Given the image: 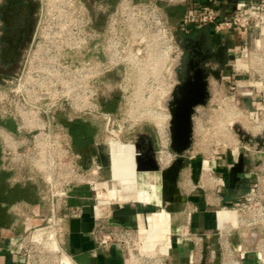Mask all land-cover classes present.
I'll return each mask as SVG.
<instances>
[{
	"label": "rangeland",
	"instance_id": "rangeland-1",
	"mask_svg": "<svg viewBox=\"0 0 264 264\" xmlns=\"http://www.w3.org/2000/svg\"><path fill=\"white\" fill-rule=\"evenodd\" d=\"M63 5L62 16L57 11L49 13L43 11L39 19L43 26L50 24L54 27V32H57L51 39L58 41L61 49L57 55L52 54L53 62L59 64L60 70L63 71V79L67 82L75 80L74 76H78L75 71L82 68L81 64L89 63L87 56L90 53L91 67L100 68L102 74L96 78L95 84L97 101L95 134L90 132L88 122L83 123L80 120L67 122L68 126H73L78 132L81 131L78 128H83L84 133L79 134L85 136L77 137L71 131L73 140L70 143L65 142L62 148H67V144H71L80 153V165L84 170L95 163L99 170L96 182L98 185L102 182V188L111 201L106 213L120 206H141L168 211L169 208L164 204L160 207L156 199L151 205L126 204L120 201L124 192L132 194L134 190L129 191L126 185L121 186L117 182L122 179L120 177L122 167L118 159L110 162L109 146L114 148V153L120 158L121 155L116 151L118 147L151 143L158 161L160 149L157 126L148 117L142 118V115L149 110L169 113L168 103L173 87L178 83L176 67L179 63L178 44L181 38L179 33L173 30L175 39L170 43L166 32L170 33L181 19L182 6L170 0H63ZM158 18L161 19V24L157 23ZM57 23L62 25V29L56 27ZM95 31L103 36L92 40ZM78 37L82 40L80 51L74 46L75 42L79 43ZM233 38L239 45L240 38L237 35ZM255 38L256 36H252V39ZM108 41L112 44L109 55L112 62L109 68L105 67L109 56L104 50ZM248 48L250 55L247 62L250 74L245 80L262 82L264 86V50L258 51L252 43ZM90 51L95 52L94 55ZM237 57L234 54L229 57L224 81L221 79L218 83L219 81L210 79L211 97L208 104L197 108L194 116V143L185 153V164L178 181L181 197L187 201L181 203L183 206L175 205L183 208L188 202L190 207L195 208L194 202L203 203L208 218L212 220L210 238L208 242H203V249H215L218 261H221L227 246L232 249L235 246H243L256 257L264 250V126L259 132H253L233 114L236 111L243 112L251 125L263 123L264 89H255L251 91L252 95L249 91L247 96L243 95L242 88H235L232 65H235ZM94 61L96 62L93 63ZM97 63H100V66ZM228 77L231 78L227 79ZM88 113L86 110L87 118ZM60 114L57 117H61ZM4 116L7 118H3ZM0 117L1 125L15 130L14 122L10 120L11 116L1 112ZM169 127L170 123L166 121L165 129L170 136ZM226 134L238 140L236 150H233L225 140ZM4 149L0 142V164ZM169 149L173 153L172 149ZM139 153L144 152L139 149ZM239 154L245 160V183L257 184L261 194L253 197L249 194L250 187L241 192L239 197L244 204L242 210L235 206L236 202L223 204L217 201L220 191L222 193L230 191L229 166ZM259 154H262V157H258ZM204 174L213 176L216 183L204 186L202 183ZM36 175L33 176L34 179L40 177ZM1 176L0 181L3 180ZM89 180L91 179L87 176L85 181ZM186 180L192 183L190 190L185 187ZM137 183L140 186L136 190L141 194L144 188L141 182ZM96 196L95 192L92 193V206L97 205L99 217L101 206L98 207ZM245 196L250 201H247ZM234 209L239 210L241 216L239 225L222 231L219 229L220 218L225 211L232 213ZM255 219L256 222L253 221ZM239 233L243 235L246 233L248 236L239 241ZM46 260L47 264H56L53 257ZM36 261L40 264L39 258L36 257Z\"/></svg>",
	"mask_w": 264,
	"mask_h": 264
},
{
	"label": "built area",
	"instance_id": "built-area-1",
	"mask_svg": "<svg viewBox=\"0 0 264 264\" xmlns=\"http://www.w3.org/2000/svg\"><path fill=\"white\" fill-rule=\"evenodd\" d=\"M223 1L170 0V2L180 4L185 10L177 25L170 30V33L166 32L169 36L168 42L172 43L175 39L173 30L179 33L181 40L178 44L180 52L178 58L180 60L183 52L182 42L187 37L209 30L215 36L235 37L237 35L241 40L240 44L230 52V54L238 56L235 65H232V79L235 88H242L244 91L243 95H252L253 92L251 91L260 88L264 89L262 82L245 80L250 74L247 62L248 55H250L248 54L249 44L252 43L258 51L264 50V0L239 1L231 12H226L223 7ZM63 6V0H45L44 4L46 13L57 11L61 16ZM157 21L158 24L162 23L160 18ZM56 27L62 29V25L58 24ZM53 28V26L47 24L43 28L44 33H42L43 39L46 41L50 61H53L51 58L52 54L57 55L61 49L58 41L51 39L54 34H57ZM102 36L95 31L91 38L95 40ZM252 36H256V38L252 39ZM165 38L167 37L165 36ZM77 40H79V43L75 42L74 46L80 51V41L82 40L81 38ZM104 50L108 56L111 54V41L107 42ZM90 52L92 55L95 53L93 51ZM89 54L87 56L89 63L81 64L82 68L75 71L78 74V76H74L75 80L67 82L64 81L63 75H61L63 71L60 70L59 64L54 62L59 71L58 75L54 76V79L60 82L59 84L63 88H59V91L56 89L54 91L50 90L47 104H44L40 99L18 102V96L16 99L9 92H0V114L3 112V114L11 116L10 120L14 122L13 125L15 127V130H13L12 127L6 128V126L0 124V142L2 149L5 147L2 150L0 171L11 174V181L13 182L32 184L40 198V207L34 208L28 215H24L26 228L21 238L23 245L21 254L24 257L25 264L39 263L36 261V257L40 259V264H47L45 261L49 257L55 258L56 264H78L75 256L68 253L63 246L67 228V215L71 219H80L82 216V211L79 207H70L71 190L78 187H89L90 191L96 194L93 183L96 182L97 171L99 170L95 163L94 167L92 166L94 169L89 167L84 170L80 165V153L71 144L66 143L67 148L63 149L62 147L65 142L70 143L73 140L67 128V122L80 120L83 123L95 122L96 124L95 111L97 101L95 84L96 78L102 74V71L93 65L91 67ZM252 55L253 53H251V58ZM111 62L109 56L105 67L109 68ZM240 62L248 67V73L239 67ZM97 65L100 66V63H97ZM258 72L261 73L260 71ZM229 78L231 77L227 79ZM65 83L66 85H64ZM174 88L175 86L173 90ZM86 110L89 111L88 118L85 114ZM59 111H62V113L60 114ZM59 114L62 118L60 116L57 117ZM3 118L7 117L4 116ZM34 175L36 177L40 175V177L34 179ZM87 176L91 180L85 181ZM249 194L253 197L261 195L259 186L251 184ZM245 199L250 201L246 196ZM95 201H97V196ZM235 206L240 207L239 210H242L244 207L242 199ZM93 208L97 225L91 232V237L98 248L97 250L117 247L123 249L126 255L137 264H170L169 249L166 253L147 256L144 262L141 263L136 257L140 246L145 243L141 236V228L127 227L111 222L108 219V213L98 217L96 214L97 205L93 206ZM256 220L253 221L256 222ZM40 232H52L56 237L59 249H52L46 243L45 235L44 239L35 240V236ZM178 237H191L189 223L182 226ZM172 238L173 236L170 235V241ZM196 241L200 244V249L193 255L192 264H205L203 246H201L203 245L202 238L196 236ZM93 252V254H96L95 251ZM263 255L264 250L259 257H256L254 253L244 249L243 246H235L233 249L227 246V249H224V255L220 263L246 264L245 261L248 258H252L258 262L257 264H264Z\"/></svg>",
	"mask_w": 264,
	"mask_h": 264
},
{
	"label": "crops",
	"instance_id": "crops-1",
	"mask_svg": "<svg viewBox=\"0 0 264 264\" xmlns=\"http://www.w3.org/2000/svg\"><path fill=\"white\" fill-rule=\"evenodd\" d=\"M239 1L242 0H224L223 7L226 9V12H231L238 5ZM184 10L182 9V14ZM208 32H211L213 35L211 30ZM216 37L218 43L229 44V53L238 45L234 42L235 38L233 37ZM232 43L234 44L232 45ZM224 80L225 77L223 76L222 81ZM245 172L240 189H230L226 193L220 191L219 199H217L218 202L230 204L233 201L236 202L235 205L239 202L241 192L251 186L244 181ZM0 174L3 179L0 181V264H25L24 257L21 254V249L23 248L21 238L26 228L24 215L26 216L34 208L40 207V198L36 188L32 184L13 182L11 181V174L5 172H1ZM71 195L70 207H79L82 211V216L80 219H71L67 215V228L65 230L63 246L68 253L75 256L78 264H137L126 255L123 249L114 247L97 250L98 248L91 237V232L97 225L94 216L95 210L92 206V192L89 187H78L71 190ZM185 201L187 200H184L182 203H186ZM153 203H150V205ZM193 204L195 208L190 207L188 202L187 206L183 208L174 206L172 209H168L166 214L162 213L163 210L148 207L120 206L108 212V219L111 222L127 227L136 228L145 225L147 227H162L168 230L170 235L173 236L169 248L171 256L170 264H192L193 255L200 249L196 236L201 237L202 242H208L210 238L209 230L212 226V220L208 218V212L205 210L203 203L194 202ZM208 204L206 203V205ZM179 206L183 205L180 203ZM186 223L190 224L191 237H178L182 226ZM238 236L240 238L239 241H241V238L244 236L246 238L248 234L245 233L243 235L239 233ZM93 251L96 254H93ZM203 253L205 264H221L216 259L215 249H203ZM245 263L257 264L258 262L252 258H248Z\"/></svg>",
	"mask_w": 264,
	"mask_h": 264
},
{
	"label": "flooded vegetation",
	"instance_id": "flooded-vegetation-1",
	"mask_svg": "<svg viewBox=\"0 0 264 264\" xmlns=\"http://www.w3.org/2000/svg\"><path fill=\"white\" fill-rule=\"evenodd\" d=\"M44 4L45 0H0V92H9L12 94V97L16 99L18 96V102L40 99L44 104H47L49 100V91H54L55 89L59 91V88H63V86L59 84L60 82L54 79V76L58 75L59 71L54 62L50 61L46 41L43 39L42 33H44L43 28L45 26H43V23L39 21V19L41 18V12L45 11ZM208 34L210 35L209 42L200 40L197 44L188 46L187 49H184V45L187 44L183 40L182 56L176 67V70L178 68L180 69L183 79H187L190 76L192 77L198 69H218L220 67L219 61L216 56L214 57L211 55L214 53L218 54V48L221 45H227L226 62L225 65L221 67L223 78L229 57L231 56L229 53V44L218 43L216 36L212 35L211 32H208ZM61 75H63V73H61ZM178 83L176 85H178ZM168 114V122L170 123V112ZM235 117L253 131L252 128L254 125L249 123L247 116L243 112L236 111ZM89 124L90 132L95 134V122H90ZM68 128L70 132H73V126H68ZM168 137L170 144V136L168 135ZM237 145L238 140L235 139L233 150L237 149ZM131 147L133 149L132 160L134 166H138V149L134 144ZM139 147L144 153L154 151L151 143H142ZM159 149V164L162 167L169 166L173 162L175 154L169 149L171 160L168 163L162 162L160 158V137ZM258 157H262V154H259ZM135 176L136 181L150 183L156 190H159L160 197L157 203L161 207V204H163V186L159 176L154 175L159 179L156 184L146 175L137 174L135 172ZM188 181L190 180L185 181L186 188ZM188 190L190 189L188 188Z\"/></svg>",
	"mask_w": 264,
	"mask_h": 264
},
{
	"label": "water",
	"instance_id": "water-1",
	"mask_svg": "<svg viewBox=\"0 0 264 264\" xmlns=\"http://www.w3.org/2000/svg\"><path fill=\"white\" fill-rule=\"evenodd\" d=\"M210 35L207 31H201L194 36L187 37L184 42V49L188 46L197 44L200 40L209 42ZM228 51L227 45H221L218 48L216 56L220 67L216 70L212 69H198L197 72L187 79H183L178 68V85L172 91L171 99L168 103L170 112V148L175 154L176 159L171 165L162 170L156 159V153L150 151L148 153H139L137 160L139 171H162V179L168 185L167 191L164 193L165 202H170L173 205H167L172 209L176 204L184 201L181 197L178 181L182 169L184 168L185 153L191 149L194 143V116L197 108L206 106L211 97L210 92V78L215 81L222 79L221 67L225 65L226 53ZM139 151L140 147L137 145ZM245 172V160L241 155L238 162L230 168V189H240L243 181L242 175Z\"/></svg>",
	"mask_w": 264,
	"mask_h": 264
},
{
	"label": "bare ground",
	"instance_id": "bare-ground-1",
	"mask_svg": "<svg viewBox=\"0 0 264 264\" xmlns=\"http://www.w3.org/2000/svg\"><path fill=\"white\" fill-rule=\"evenodd\" d=\"M239 67L241 69H243L244 72L248 73V67L243 64L242 62L239 63ZM258 85H260V83H258ZM234 116L236 114L233 113ZM232 115V114H231ZM230 115V116H231ZM233 116V115H232ZM144 117H148V119H150V121L154 122L155 125L157 126L158 132H159V137H160V146H161V155L160 158L162 160L163 163H168L171 160V154L169 152V137L167 135L166 132V121H169V114H165L162 113L160 111H156V110H149L147 111V113H144L142 115V118ZM232 124V123H230ZM264 126V122L261 124H257L253 126V131H259L262 129V127ZM226 137V141L228 142V144L233 148L235 146V139L230 136L229 134L224 135ZM171 143V142H170ZM137 147V145H136ZM116 150V149H115ZM118 152V154L121 155L120 158H118L117 154L114 153V148L112 146H109V155H110V162L113 163L115 161V159H118L120 166L122 167V173L120 175V177L122 178L121 181L118 180L117 182H119V184L121 186H127L129 191H133L132 194H128L127 192H124L121 196V200L122 202H125L126 204L128 203H141V204H145V205H150V203L152 201H154L155 199L158 200L160 197V192L159 190L155 189L153 187L152 184H148V183H142V187L144 188L143 193L139 194L137 192V187L140 186L137 181H136V176H135V172L137 174H141V175H146L150 178V180L152 182H154L155 184L157 183V181L159 180L156 176H159L162 186H163V204L164 205H173L170 204V202H165L164 200V193L165 191H167V187L168 185L164 182V180L162 179V171H154V172H150V171H139L138 166H134V162L132 160L133 158V149L132 147L128 146V147H118V149L116 150ZM241 154L238 155V157L235 159L234 163H232V165H230L229 170L231 167H233V165H235L239 158H240ZM117 157V158H116ZM139 157V151L137 153V160ZM159 163V162H158ZM160 165V164H159ZM171 165V164H170ZM169 165V166H170ZM161 166V165H160ZM167 166V167H169ZM167 167H162V170H164ZM244 175H242L243 177ZM228 179L230 181V174L228 175ZM187 188L191 189L192 188V184L190 181L187 182ZM202 183H204V186H212L216 183V180L209 175H204V178L202 180ZM102 182L99 183V185L97 184V182L93 183V187L96 191L97 194V204L98 207H100V211H101V215H103L104 213L107 212L109 206L111 205V201L108 197V195L106 194V192L103 190L102 188ZM126 191V190H124ZM155 200V201H156ZM158 204V203H157ZM162 213L166 214V212H164V210L162 211ZM96 214L98 216L97 213V209H96ZM240 214L239 211L234 209L233 212L231 213L230 211H225L224 214L222 215V217L220 218L219 221V229H221L222 231H226L228 230L231 226H238L239 222H240ZM141 228V236L142 238L145 240L144 245H141L139 248V253L136 256L137 259L142 263L144 262V259L147 256H153L155 254L158 253H166L167 250L170 248V232L166 229H163L162 227H156V226H142ZM44 235H45V240L46 243L54 250H58L59 246H58V242L56 240L55 235L52 232H40L39 234H37L35 236V240H41L44 239ZM263 260H264V255H263Z\"/></svg>",
	"mask_w": 264,
	"mask_h": 264
},
{
	"label": "trees",
	"instance_id": "trees-1",
	"mask_svg": "<svg viewBox=\"0 0 264 264\" xmlns=\"http://www.w3.org/2000/svg\"><path fill=\"white\" fill-rule=\"evenodd\" d=\"M81 128V127H80ZM78 128V130H81V131H79V132H83L84 133V129L83 128ZM73 132H74V134L78 137V135H79V137L80 136H85V134H83V135H81V133L79 134V132L77 131V129L76 128H73Z\"/></svg>",
	"mask_w": 264,
	"mask_h": 264
}]
</instances>
